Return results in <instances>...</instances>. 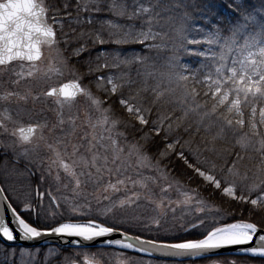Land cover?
Here are the masks:
<instances>
[{"label":"snow or ice","instance_id":"1","mask_svg":"<svg viewBox=\"0 0 264 264\" xmlns=\"http://www.w3.org/2000/svg\"><path fill=\"white\" fill-rule=\"evenodd\" d=\"M104 3L76 0L73 6L72 0H0V70L11 73L9 85L13 87L0 94V129L13 138L0 147L5 154L11 150L26 161L23 178L30 181L18 195L7 180H0V240L38 242L56 237L59 248H49L47 256L60 255L59 249L65 246L79 248L99 240L101 247L119 249L108 253L115 257V264H143L125 256L127 250L159 255L174 264L186 260L264 264V106L259 107L256 118L257 102L264 105V4L257 8L250 0H228L223 16L206 3L194 16L188 11L190 0H147L148 6L133 0L138 7L131 13L126 0H111L107 12L132 22L122 25L95 19L105 11ZM205 20L203 27H197L198 21ZM136 21H140L139 28ZM96 23L100 27L89 31ZM204 28H209L204 40L188 38L190 29L203 33ZM168 37L179 41L180 52L210 58L219 65L214 74H204L208 65L193 73L192 79L207 87L205 102H199L201 96L195 89L185 90L180 106L183 115L161 111L173 102L167 92L160 91V85L125 96L123 89L132 90L137 82L130 75H116L149 59L143 50L129 56L123 45L140 44L151 51L158 47L157 40L164 42ZM103 45L116 47L98 48ZM192 45H216L219 52L230 55L221 54L217 59L210 48L208 53H188ZM45 49L56 50L59 65L49 67L45 75L67 72L74 79L52 87L44 96L56 98L61 116L65 107L79 112L82 105L86 114H96V123L88 116V126H103V133L85 134L70 144L66 137L55 135L56 130L64 131L63 119L52 139L43 134L47 125L39 123L9 133L7 125L14 123L11 106L30 98L27 91L20 95V85L40 73ZM75 64L86 71L79 72ZM102 70L111 74H100ZM89 77L95 78L106 95L122 97L119 105L134 122L122 120L111 107H104L105 101L84 84ZM246 108H250L247 120ZM193 112L199 115L195 130L187 120ZM68 123L74 131L76 119L70 116ZM129 129L139 139L130 140ZM193 131L199 141L183 138ZM233 140L251 154L216 146ZM177 163L182 166L181 174L190 173V180L198 181L199 190L209 192L210 198L218 196L228 206L212 208L199 190L173 183L168 173L176 170ZM52 185L71 188L72 197L61 200L52 195ZM173 192L182 199L173 200ZM233 204L239 207L233 208ZM257 216L261 219H254ZM232 246H244L239 252L251 256L239 262L216 258L221 249ZM25 251L21 249L22 255ZM62 264L77 261L66 256ZM83 264H93L87 253Z\"/></svg>","mask_w":264,"mask_h":264},{"label":"trees","instance_id":"2","mask_svg":"<svg viewBox=\"0 0 264 264\" xmlns=\"http://www.w3.org/2000/svg\"><path fill=\"white\" fill-rule=\"evenodd\" d=\"M76 0H72V5H75ZM82 2V1H81ZM111 0H105L104 7L105 11L96 15L95 19L97 21L101 20H112L116 23L127 25L129 23H132L131 21H128L127 19L117 18L113 16L111 13L107 12V4L110 3ZM141 3H145V6L147 5V0H140ZM228 0H190V3L188 5V11L192 12L194 16H198L199 12L197 11L198 8H203L206 3H210L213 6V10H219L220 13L223 14V16L227 15V4ZM83 3V2H82ZM250 3L253 4L255 7H259L261 4H264V0H250ZM127 4V11L131 13L135 10V7H138V4L134 5L133 0H126ZM147 17H145L146 19ZM215 20L212 21L213 24H215ZM136 26L139 28L140 21H136ZM207 21H198L197 27H203L204 24H206ZM100 27L99 23H96L92 25L91 29H88L89 31L96 30ZM157 30L158 29H154ZM209 31V28H204L203 33L195 32L190 29L188 38L189 39H198V40H204L206 38V34ZM158 47L153 48L151 51H148L147 49H144L142 45L140 44H127L123 45L122 47L127 50V53L129 56L133 52L139 54L143 50V55L148 57L149 59L144 64H133L127 67V70H121L120 72H117L116 75H130L131 78L136 81V87H134L132 90H129L128 88H124L123 92L124 95L127 96L131 93L140 91L141 89L145 87H156L157 85H160V91L167 92L168 93V99L171 100L173 103L170 105L165 106L161 109L162 112L171 114L172 111H175L179 113L180 115H183V113L180 110L181 103L184 99V91L187 90L191 92L193 89H195L196 92L200 93L201 99L200 103L203 104L205 101L203 99V93L207 91L206 85H202L200 83H197L192 79V75L194 72H196V69L198 67H201L202 65H208V68L204 69V74H207L209 71H211L214 74L215 67H218L219 65L211 60L210 58H201L199 56L186 54L184 52L179 51V41L175 39V37H168L164 42H161L160 40L156 41ZM116 45H103L98 46L101 50L108 49L111 50L115 48ZM209 48L216 52L217 59L221 54H224L225 56H229L230 53H227L226 51L221 53L217 50L216 45H192L188 48V53L192 52H199L200 50H204L206 53H208ZM95 55V53L93 54ZM101 64L104 63L103 60L100 61ZM109 63H111V60H109ZM74 67L79 70V72H85V68H81L80 65L75 64ZM95 67V65H94ZM188 68L191 69V71H183V69ZM100 74L103 75H110L111 73L108 70H102ZM179 76H186L188 79L186 81H179ZM200 79L203 78L202 75L199 77ZM90 86L91 90L93 92H97L98 96L100 98L105 99V103H108L109 107L113 109L116 115L119 116L122 120H127L129 122L132 121V118L127 116L126 110H124L119 105V98L118 94L116 96H108L104 93L102 88H98L95 82L94 77H89V79L85 80ZM210 103V102H209ZM264 106L261 105L259 102H257V120L259 119V107ZM249 112L250 108L245 109V119H249ZM152 118H154V113ZM233 119L237 117H231ZM188 122L192 125L193 129L195 130L197 121L199 120V115L195 112L190 113V115L187 117ZM147 130V129H146ZM120 131H123V128L120 129ZM205 133L201 131L200 136L204 135ZM129 138L131 139H139V134L135 133L133 130L129 129ZM185 140L188 139H195L196 141H199V136L195 134V131L191 135H184L183 137ZM236 139H239L237 137ZM195 146V145H193ZM218 148H226L230 152H240L241 155L245 154H251L246 153L244 149L240 147L239 144L233 140L231 143H224V142H218L216 145ZM175 159V158H173ZM223 161H221L222 163ZM167 161H164V164H167ZM175 171H170L168 173L169 179L173 178L179 182L181 185L184 186V189H197L198 187V181L190 180V173H182V166L181 164L177 163L175 165ZM200 191V196L206 200V202L209 204L210 207H227V203L223 202L218 196L209 197V192H205L202 190ZM190 195H192V192H189ZM174 200H178L177 197H182L179 193L173 192ZM227 200V198H225ZM233 208L239 207L237 204L232 205ZM254 219H261V217L257 216L254 217ZM63 252V255L71 256L74 249H65L61 250ZM76 253V252H75ZM245 257L248 256H231L229 258L237 260V262L244 260ZM64 258V257H63ZM217 259L226 260V257H217ZM227 261V260H226ZM63 260L61 258H58L56 260V264H62ZM192 262V261H191ZM205 261L202 260H196L195 262L191 264H199L203 263ZM50 264V263H46ZM205 264V263H203ZM249 264H258V261H250Z\"/></svg>","mask_w":264,"mask_h":264},{"label":"rangeland","instance_id":"3","mask_svg":"<svg viewBox=\"0 0 264 264\" xmlns=\"http://www.w3.org/2000/svg\"><path fill=\"white\" fill-rule=\"evenodd\" d=\"M83 3L86 2V0H81ZM45 57L46 60L41 63L40 65L42 66L40 69V73L35 77V79L33 80H29L27 82H24L20 85L21 88L25 89V90H29V89H33V90H37L39 93L38 95L41 97L38 101L39 104L41 106L40 109V113L37 115L38 120L47 125L46 129L49 128V122L46 121V118L48 117V114L45 112V108H47L48 106L50 108H53L55 110H59L58 109V105L56 104V101H52L50 100V98L44 96V92L51 87L52 85H55L57 83L60 82L59 79L63 80H68V79H74L71 75H69L67 72L64 73L63 76H58L55 73H50L48 75H45V73L47 72L49 67H58L59 65L56 63L58 57H57V52L55 49H52L51 51H49L48 49H45ZM11 75L10 72H4V71H0V81L3 82L4 85H6V80L8 79V77ZM59 80V81H56ZM84 83H87L84 81ZM88 85V84H87ZM84 107L81 105L79 106V112L77 111V108H72L71 110H69L67 107H65L63 109V112H66L65 114H62V116H58V122H57V128L60 127L59 125V120L63 119L66 123L63 126L64 131H57L56 132V136H72V133L74 131H76V136H75V141L78 142L79 137L84 136L88 131H90L91 129L88 128V116H91V122L94 123L96 122V114L94 113H85V122L83 125H81L80 127L75 128V130H72V125L68 123L70 116L75 118L77 117V119L80 117V112L81 110H83ZM85 112V110H84ZM15 113H16V118L19 122L24 121V120H28L32 114L31 111L29 109V107L26 104H18L15 106ZM59 113V111L57 112ZM73 115H71V114ZM76 119V118H75ZM15 122V121H14ZM77 122V120H76ZM39 123V122H38ZM76 125V124H75ZM87 126V127H84ZM103 132H104V128L102 126ZM82 135V136H81ZM48 139H51V137L49 136ZM13 140L12 137H10L9 135H4L2 138H0V143H11ZM0 177L3 180H7L8 183V177L10 174L12 175H18L21 174L22 171H24V166H22L19 162H17L18 160H20L14 153L11 152V150L7 151V154H5V149H3L2 147L0 148ZM21 161V160H20ZM17 172V173H16ZM170 180L173 181V183L177 182L174 177L171 178ZM9 184V183H8ZM10 185V184H9ZM137 191H141L139 188H137ZM190 195V194H189ZM178 199H182V197H177ZM172 199L174 200V197L172 196ZM177 200V199H176ZM181 213L178 211L177 215H180ZM49 248L52 247H44L42 249H39V251L37 252L36 249H31V248H9L6 249L3 245L0 244V264H39V263H46L48 261H50L51 259H53L55 257V255H51V256H47L48 254V250ZM21 249H25V253L22 255L21 253ZM13 250L14 254H13ZM102 251V250H100ZM115 253V252H113ZM98 254H93L90 253V255H88V257H90L91 259L97 260L96 257ZM47 256V259H46ZM57 256V255H56ZM127 257H130L132 259H135L137 261H142L143 264H174L173 261H153L150 258H141V257H136L134 255H125ZM102 257L106 260V256L102 255ZM78 258V257H77ZM83 258V256L81 257V259ZM99 261V260H97ZM193 262H187V264H191ZM199 264H203V263H199Z\"/></svg>","mask_w":264,"mask_h":264},{"label":"flooded vegetation","instance_id":"4","mask_svg":"<svg viewBox=\"0 0 264 264\" xmlns=\"http://www.w3.org/2000/svg\"><path fill=\"white\" fill-rule=\"evenodd\" d=\"M41 67L42 66L39 65L40 69H41ZM0 71H3V70H0ZM10 77H11V75L6 80V83H7L6 85H4L2 81H0V94H2L4 90H13V87H10V85H9ZM26 91L30 93V98L27 101L20 102L19 104H26L29 107L32 116L28 120L26 119L24 121L19 122L17 120L16 116H15L16 115L15 106L18 105V104L13 102V104L11 106V112H12L13 121H15V122L14 123H12V122L8 123L7 127L9 129V133L13 129H17L18 127L29 126L30 123L31 124H37L39 122V124H43L37 118V115L40 113V109H41V106H40L39 101H38L41 98L38 95L39 92L37 90H33V89L25 90V89H23L21 87L19 89L20 95H24V93ZM32 97H38V98L33 99ZM48 98H50V100H52V101H56L55 97H48ZM58 111L59 110H55L53 108H50L49 106L47 108H45V112L48 114V117L46 118V121L49 122V128L48 129L45 128L44 129V133H43L46 138H48L50 136L51 139H52L53 130L54 129H58L57 128L58 116L59 117L61 116V115H59L57 113ZM83 111H84V109L81 110L80 115H82ZM63 114L66 115V112H63ZM71 115H73V114H71ZM75 118L77 120L75 128L80 127L81 124L79 123V119H77V117H75ZM79 118L82 119L81 117H79ZM57 131H59V130L55 131V135H56ZM4 135H9V134L4 133L3 130L0 129V138H2ZM39 135H40V133L37 132L36 136L38 137ZM61 136H64V135L61 134ZM75 136H76V131H74L72 133L71 137H70V135L69 136H64V137H66L68 139L70 144H75V143H77V141H75ZM35 143H37V141H33V144H35ZM45 159H47V157H45ZM20 160H18L17 162H19L22 166L25 167L26 161L23 160V159H20ZM23 174H24V171H22L21 174H18V175L10 174L9 177H8V183L10 184V186H12V187L17 189V194L18 195L21 194L22 190L25 189L27 187V185L30 183L29 180L23 178ZM53 175H55V170L53 171ZM61 175L63 176L62 172H61ZM1 180H3V179L1 178ZM67 182H68L67 180L64 181V183H67ZM45 187H47V186H45ZM57 188H59V191H57ZM43 190L44 189L42 187L41 191H43ZM52 195L58 196L59 199L63 200V198H65V197L71 198L73 193H72L71 188L65 189V188H63L62 185H52ZM45 203H48L47 197L45 198Z\"/></svg>","mask_w":264,"mask_h":264},{"label":"water","instance_id":"5","mask_svg":"<svg viewBox=\"0 0 264 264\" xmlns=\"http://www.w3.org/2000/svg\"><path fill=\"white\" fill-rule=\"evenodd\" d=\"M68 82H70V81H68ZM68 82H65V83H68ZM60 86L61 85H59L58 87H60ZM25 128H27V127H25ZM70 239H75V238H70ZM0 241H2L4 244L11 245V246H13V245H21V246H26V247H33V246H39V245H44V244H55V245L59 246V243H58L56 237L43 238V239L39 240L38 242H36V241H21V240H17L16 242H7V243H5L3 240H0ZM100 243L101 242L99 240L94 242V243H91V244L89 242H85V246L84 247L98 246V245H100ZM241 247H244V246H232V247L224 248V249L220 250L219 254H241L239 252V249ZM246 254L251 255L250 253H246ZM143 255H146V254H143ZM152 257L165 259L163 257H160L159 255L152 256Z\"/></svg>","mask_w":264,"mask_h":264}]
</instances>
